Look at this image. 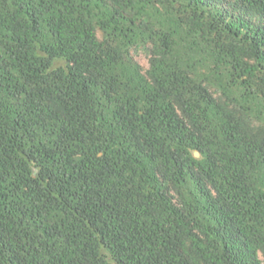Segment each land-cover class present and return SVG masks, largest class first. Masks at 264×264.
<instances>
[{"label":"trees","instance_id":"16d2710c","mask_svg":"<svg viewBox=\"0 0 264 264\" xmlns=\"http://www.w3.org/2000/svg\"><path fill=\"white\" fill-rule=\"evenodd\" d=\"M0 264H264V0H0Z\"/></svg>","mask_w":264,"mask_h":264},{"label":"rangeland","instance_id":"374dc122","mask_svg":"<svg viewBox=\"0 0 264 264\" xmlns=\"http://www.w3.org/2000/svg\"><path fill=\"white\" fill-rule=\"evenodd\" d=\"M139 62H140L143 66H146V62H145L144 59L139 58Z\"/></svg>","mask_w":264,"mask_h":264}]
</instances>
